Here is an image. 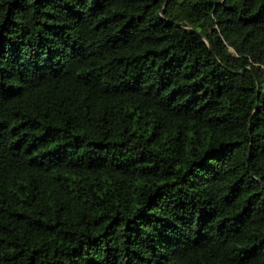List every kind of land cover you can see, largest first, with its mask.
Returning a JSON list of instances; mask_svg holds the SVG:
<instances>
[{
	"label": "trees",
	"instance_id": "trees-1",
	"mask_svg": "<svg viewBox=\"0 0 264 264\" xmlns=\"http://www.w3.org/2000/svg\"><path fill=\"white\" fill-rule=\"evenodd\" d=\"M0 264H264V0H0Z\"/></svg>",
	"mask_w": 264,
	"mask_h": 264
},
{
	"label": "water",
	"instance_id": "water-1",
	"mask_svg": "<svg viewBox=\"0 0 264 264\" xmlns=\"http://www.w3.org/2000/svg\"><path fill=\"white\" fill-rule=\"evenodd\" d=\"M211 48H213V47L211 46Z\"/></svg>",
	"mask_w": 264,
	"mask_h": 264
}]
</instances>
